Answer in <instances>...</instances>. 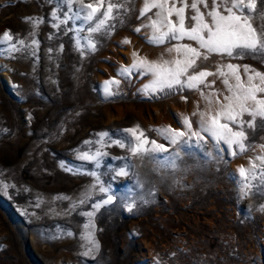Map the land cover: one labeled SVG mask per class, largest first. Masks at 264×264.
<instances>
[{"label":"rangeland","instance_id":"1","mask_svg":"<svg viewBox=\"0 0 264 264\" xmlns=\"http://www.w3.org/2000/svg\"><path fill=\"white\" fill-rule=\"evenodd\" d=\"M83 2L98 8L94 19L65 33L70 25L53 27L51 14L74 13L79 0L70 9L66 0H0V264H264V118L244 125L243 149L221 142L217 154L205 133L172 143L162 130L187 131L185 117L198 130L208 101L219 107L210 93L228 94L223 77L209 76L211 88L146 94L150 75L133 71L126 79L119 71L134 59L171 58L169 43L148 42L144 25L156 9L140 17L145 0H112L123 5L106 21L115 28L90 33L109 0ZM251 22L264 27V0ZM9 30L13 38L5 41ZM89 36L95 51L83 47ZM200 63L213 72L218 64L240 65L243 81L244 65L264 74V54L247 51ZM113 80L119 84L106 83ZM105 87L116 94L107 96ZM125 129L144 135L136 141ZM127 139L142 144L136 155L115 143ZM97 151L99 164L80 158ZM121 168L127 175L116 174ZM112 192V202L94 207Z\"/></svg>","mask_w":264,"mask_h":264},{"label":"snow or ice","instance_id":"2","mask_svg":"<svg viewBox=\"0 0 264 264\" xmlns=\"http://www.w3.org/2000/svg\"><path fill=\"white\" fill-rule=\"evenodd\" d=\"M74 0H66L65 7L70 9ZM103 3V0H101ZM80 7L70 13L65 10L62 14L56 11L52 12L53 27L59 29L61 25H70L65 29V33L73 32L77 28L78 20L92 21L98 8L92 3L84 4L83 0H79ZM179 4V6H177ZM202 6V7H201ZM122 4L113 3L109 0L108 6L103 13V17L98 23L88 29L90 33L100 32L104 29L105 32H110L115 28V24L106 25L109 19L119 17V9ZM203 8V10H202ZM257 8V0H145L143 9L140 11V17H144L153 9L156 11L149 17V23L144 25L151 29V35L148 37V42L154 45L169 43L171 46L167 48L170 59L161 57L157 61H149L146 58L134 59L133 63L128 68H121L119 75L130 78L133 71L138 72L142 77L150 75L151 81L144 86L146 94L152 95L156 92H163L165 89L183 91L187 89H202L211 88L215 81H208L209 76L223 77V84L226 91L219 90L210 93L215 97L214 103L218 108H213V101L209 100V108L200 112L199 128L196 131L192 130V122L185 117L184 127L187 131L175 129H164V133L170 134L169 139L172 143H176L180 137L188 136V140L184 141L188 144L192 137H197L199 140H204L202 133L207 134L215 140L217 154L222 149L219 148L221 142L226 144L229 149L233 145H238L243 149V141L247 139L246 133L243 130L247 123L249 127L254 125L257 116L264 118V97H258L257 93H264V74L252 69L249 65H244V73L247 75V80H241L239 75L240 65L227 63L218 64L216 71H209L207 68L201 67V61L209 59L211 54L227 56L229 58H238L244 55L245 51L253 54H264V27H254L252 24L253 13ZM91 9V11H86ZM116 9V15H113V10ZM186 9H190V13H186ZM175 16V20L172 17ZM42 21H36L39 23ZM122 22V21H121ZM137 33L141 31L140 27L135 29ZM12 35L9 31L3 34L5 41H11ZM80 39L77 38V46L80 47ZM86 43L84 48H90L91 51L96 50V42L89 37H84ZM192 41L193 43H181V41ZM175 41V44H171ZM20 45H24V40H19ZM36 43V41H33ZM123 43H130L125 39ZM13 51L18 49L13 45ZM62 50V45H61ZM83 54V53H82ZM174 54V55H173ZM138 56L137 53L133 54ZM229 77L234 78V83ZM108 84H119L118 80L106 82ZM105 94L113 96L116 93L110 88L105 87ZM201 95L204 92L201 90ZM187 99V97H182ZM208 99V97H205ZM247 113L252 117V120L245 121L244 114ZM197 115V113H193ZM223 121V122H222ZM126 132H131L136 141H140L144 135L143 131L136 135V129H125ZM101 138L108 136V133H101ZM120 147L127 145L129 151L136 155L141 143L133 142L130 139L115 141ZM145 139L143 144H148ZM154 149L167 151L164 144H158L155 140L151 141ZM233 154H235L233 152ZM101 152L97 151L94 155H89L87 152L80 157L86 161H95L99 164ZM130 167V165H129ZM117 175H127V172L121 168ZM240 174L244 175V169H240ZM95 175V173H93ZM99 181V177H97ZM7 185H5V188ZM101 193H109L110 187L103 185L99 186ZM115 193L112 192L99 203L94 205L99 208L101 204H108L113 201ZM131 211V207H129ZM87 215L91 217L92 212Z\"/></svg>","mask_w":264,"mask_h":264}]
</instances>
